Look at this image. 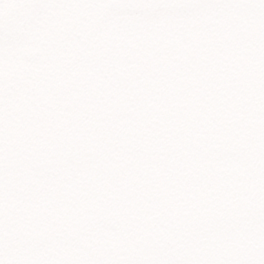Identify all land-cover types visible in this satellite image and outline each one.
I'll use <instances>...</instances> for the list:
<instances>
[{
  "label": "snow or ice",
  "instance_id": "6c2138e0",
  "mask_svg": "<svg viewBox=\"0 0 264 264\" xmlns=\"http://www.w3.org/2000/svg\"><path fill=\"white\" fill-rule=\"evenodd\" d=\"M0 264H264V0H0Z\"/></svg>",
  "mask_w": 264,
  "mask_h": 264
}]
</instances>
